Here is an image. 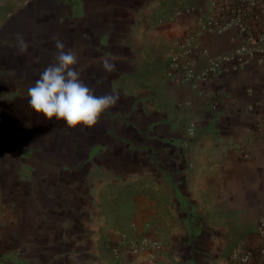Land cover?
Here are the masks:
<instances>
[{"label": "crops", "instance_id": "crops-1", "mask_svg": "<svg viewBox=\"0 0 264 264\" xmlns=\"http://www.w3.org/2000/svg\"><path fill=\"white\" fill-rule=\"evenodd\" d=\"M201 3L0 0V264H115L122 233L164 247L123 264H227L232 250L259 247L264 62L197 88L165 76L169 46L194 31ZM54 36L76 51L95 95L119 96L91 128L29 107L28 88L54 63ZM237 42L234 30L200 38L211 54Z\"/></svg>", "mask_w": 264, "mask_h": 264}, {"label": "built area", "instance_id": "built-area-1", "mask_svg": "<svg viewBox=\"0 0 264 264\" xmlns=\"http://www.w3.org/2000/svg\"><path fill=\"white\" fill-rule=\"evenodd\" d=\"M197 14L194 31L173 40L169 46L165 76L170 81L197 88L217 74L239 71L255 58L264 62V0H202ZM227 30H234L238 35V42L231 50L211 54L201 45L203 35H219ZM209 107L214 108L213 105ZM187 130L192 135L194 124L190 123ZM130 227L136 229L134 224ZM256 230L261 240L259 247L232 250L227 264H247L255 256H264V211L258 218ZM163 251L158 240L126 233L120 234L110 247L115 264H123L126 256L140 252H146L150 259L156 260Z\"/></svg>", "mask_w": 264, "mask_h": 264}, {"label": "clouds", "instance_id": "clouds-1", "mask_svg": "<svg viewBox=\"0 0 264 264\" xmlns=\"http://www.w3.org/2000/svg\"><path fill=\"white\" fill-rule=\"evenodd\" d=\"M19 54L27 52L29 47L21 33L15 34ZM57 54L54 63L49 64L40 74L34 85L27 90L28 104L34 113L46 121L53 118L62 120L69 128L82 125L91 128L96 125L101 115L114 107L117 94L95 95L94 89L81 79V70L76 66L79 57L74 49L67 48L58 37H53ZM106 73L116 70L115 62L102 61Z\"/></svg>", "mask_w": 264, "mask_h": 264}]
</instances>
